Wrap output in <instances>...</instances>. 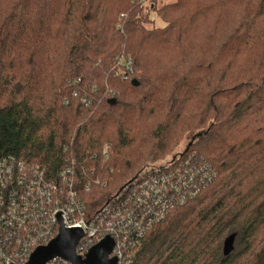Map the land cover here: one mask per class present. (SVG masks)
Wrapping results in <instances>:
<instances>
[{
    "label": "trees",
    "instance_id": "16d2710c",
    "mask_svg": "<svg viewBox=\"0 0 264 264\" xmlns=\"http://www.w3.org/2000/svg\"><path fill=\"white\" fill-rule=\"evenodd\" d=\"M188 135L180 160L214 179L131 264H264V0H0V160L72 163L90 214Z\"/></svg>",
    "mask_w": 264,
    "mask_h": 264
},
{
    "label": "built area",
    "instance_id": "2783aa9c",
    "mask_svg": "<svg viewBox=\"0 0 264 264\" xmlns=\"http://www.w3.org/2000/svg\"><path fill=\"white\" fill-rule=\"evenodd\" d=\"M111 72L123 81L130 80L132 61L116 57ZM82 102L87 103V97ZM110 149L111 144L105 143L104 158ZM190 160L183 162L178 157L152 167L89 215L75 190L72 163L66 162L59 175L51 179L37 165L0 160V264H25L35 249L57 236L60 221L65 228L83 233L75 249L77 257L83 259L91 247L110 237L114 246L109 258H115L116 264H131L153 224L163 221L171 209L184 205L213 181L208 166ZM92 184L99 181L89 182L85 190L89 191ZM46 264L71 263L56 258Z\"/></svg>",
    "mask_w": 264,
    "mask_h": 264
},
{
    "label": "water",
    "instance_id": "95a60500",
    "mask_svg": "<svg viewBox=\"0 0 264 264\" xmlns=\"http://www.w3.org/2000/svg\"><path fill=\"white\" fill-rule=\"evenodd\" d=\"M132 84L137 85L136 81H133ZM82 236L83 233L80 229H67L60 221L57 236L47 245L35 249L25 264H46L56 258L68 261L71 264H116L115 258H109L114 246L110 237H105L91 247L83 259L77 257L75 249ZM234 241L235 234L225 238L222 246L224 257L233 252Z\"/></svg>",
    "mask_w": 264,
    "mask_h": 264
},
{
    "label": "rangeland",
    "instance_id": "374dc122",
    "mask_svg": "<svg viewBox=\"0 0 264 264\" xmlns=\"http://www.w3.org/2000/svg\"><path fill=\"white\" fill-rule=\"evenodd\" d=\"M150 20H151V24L148 26L149 28L164 26V22L155 13L150 14ZM191 139H192V135L185 136L182 142L179 144V146L176 148L174 152H172L166 158L156 161V163H154L153 166L161 167L165 165L166 163L170 162V160H173V161L176 160V158L180 157L179 155L184 152L186 146L191 141Z\"/></svg>",
    "mask_w": 264,
    "mask_h": 264
}]
</instances>
